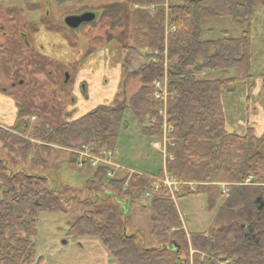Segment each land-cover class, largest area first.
I'll return each instance as SVG.
<instances>
[{
  "label": "trees",
  "instance_id": "obj_1",
  "mask_svg": "<svg viewBox=\"0 0 264 264\" xmlns=\"http://www.w3.org/2000/svg\"><path fill=\"white\" fill-rule=\"evenodd\" d=\"M165 2H130L138 7L132 12L136 26L132 40H128L130 44L120 47V55L125 71L139 64L135 71L127 72V77L138 79L140 86L127 104L97 105L54 127L41 123L32 128L29 119L37 116L29 107L20 105L16 116L25 118L23 131L30 128L28 137L40 144L37 147L29 138L22 139L0 127L1 146L12 155L13 163L29 160L32 166L38 163L31 154L34 148L47 154L53 147L80 150L83 146H92L95 154L113 151L121 128H126L123 113L127 109L136 118L143 136L159 140L163 132L159 114L162 101L154 98V84L166 73L170 97L164 168L161 166L155 174L124 173V176L109 178V168L98 166L91 168V176L84 182L91 190L125 193L126 202L134 203L152 190L154 181L150 178H162L164 172L172 176L180 183L174 194L175 202L164 188L146 198L147 207L152 211L149 235L161 245L141 248L134 234L123 233L121 216L125 212L99 195L100 203L78 217L67 235L72 239H98L117 264H190L189 248L195 252L193 264H264V184L244 185L249 178L254 183L264 180V132L259 136L249 128L242 136L226 132L221 103L222 95L236 85L243 83L248 91L254 86L250 41L252 8L264 7V0H170L167 7L163 6ZM123 11L122 4L116 3L98 12L99 18L110 20L118 28L122 26ZM83 12L87 10L83 8L78 13ZM6 13L19 14L20 10L8 8ZM49 17L50 14L42 16V25L46 31L57 33L46 23ZM204 18H229L246 30L238 38L200 41V23ZM96 20L95 16L92 22L72 31ZM0 32L3 41H10L7 33ZM15 36V46L29 51L28 38L25 42L19 31ZM142 49L156 52L155 57H148L155 62L142 64L146 61L140 52ZM93 53L88 50L86 56ZM40 57L33 60L37 65L40 62L39 69L43 70L50 61ZM165 60H168L167 69L163 65ZM229 68H235L237 76L224 80L205 77L207 73ZM260 83L264 87V75ZM68 168L78 172L90 169L89 166L77 168L72 154H68ZM216 181L225 183V189L213 183ZM193 196H204L208 209H215L213 230L209 234H190L183 227L177 201ZM60 199L56 190L43 185L42 176L6 173L0 160V264L43 263V258L36 257L31 237L40 213L64 212Z\"/></svg>",
  "mask_w": 264,
  "mask_h": 264
},
{
  "label": "rangeland",
  "instance_id": "obj_2",
  "mask_svg": "<svg viewBox=\"0 0 264 264\" xmlns=\"http://www.w3.org/2000/svg\"><path fill=\"white\" fill-rule=\"evenodd\" d=\"M45 1L0 0V26L10 40L3 41L0 32V127L22 139L29 138L30 128L24 132L22 125L25 118L19 119L16 116L20 105L29 107L37 116L29 119L31 128L41 123L54 127L64 120L80 116L97 105H114L116 102L127 104L140 86L138 79L127 77V72L135 71L139 64L132 65L125 71L122 69L120 55V47L130 44L128 40H132L136 26L132 12L138 7L130 4L132 0H70L64 1L61 5H55V0H47L50 3L47 5L51 16L47 18L46 23L57 33L46 31L42 25L40 18L44 13ZM169 1L166 0L163 6L167 7ZM116 3L122 4L124 9V14L120 18L122 26L118 28L111 25L110 20L99 18L98 12ZM13 6H17L20 13L8 15L6 9ZM83 8L87 13L94 14L98 20L93 24L81 26L76 31L66 28L65 15L78 13ZM149 9L154 10L153 7ZM252 16L250 41L251 76L254 87L251 97L254 98L261 118L264 117V95L260 83V78L264 75V7L252 8ZM30 21L33 23L32 27L28 25ZM200 27V41L222 37L238 38L246 30L245 26L235 24L229 18H204ZM17 31L27 36L30 43L29 51L15 46ZM88 50L94 52L89 57L86 56ZM140 52L146 57L142 64L155 62L154 58H148L156 56L153 51L142 49ZM39 55L50 61L48 63L50 65H46L43 70L39 69L40 62L37 65L33 60ZM163 65L167 69L168 60ZM65 75L68 76L66 82ZM206 75L207 79L224 80L237 76V70L229 68ZM164 78L167 99L162 100L160 110L162 112L165 110V114H168L167 100L170 93L166 73ZM163 120L167 122L168 117ZM123 121L126 128H121L116 147L118 169L121 167L139 173H157L162 166L161 156L152 148L151 139L142 135L141 127L129 109L124 111ZM165 128L158 142H162L166 135ZM31 143L37 147L40 144L36 140H32ZM36 150L38 148L31 151L38 161L35 165L32 166L29 160L26 162L17 160L13 163L12 155L2 148L0 143V160L5 165L6 173L20 172L22 175L42 176L43 185L56 190L61 197L64 212L40 213L35 234L31 237L36 248V257L43 258L42 264H82L91 256L89 242L81 238L72 239L67 235V230L78 217L91 211L96 203L97 205L100 203L97 195L100 198L107 197L109 204H117L119 209L125 212L121 216L123 233L134 234L141 248H158L161 245L160 242L153 241L149 235L152 211L147 207L146 198L127 203L125 193L111 190V194H107L106 190L88 189L89 186L84 182L91 176V168L82 172L71 171L68 168V154L75 157L78 150L53 147L49 154ZM113 174L115 177L125 175L118 170ZM248 180L249 183L245 182L244 185L264 184V180L256 183L251 178ZM218 181L213 183L225 189L226 184ZM172 199L175 202V197ZM177 209L187 233L209 234L213 230L215 209H208L204 196L181 198L177 201ZM194 254L195 252L189 248L190 264H193ZM98 263L100 262L96 264Z\"/></svg>",
  "mask_w": 264,
  "mask_h": 264
},
{
  "label": "crops",
  "instance_id": "obj_3",
  "mask_svg": "<svg viewBox=\"0 0 264 264\" xmlns=\"http://www.w3.org/2000/svg\"><path fill=\"white\" fill-rule=\"evenodd\" d=\"M13 7H17V6H13ZM252 91L253 88L248 91L246 85L241 83L236 85L232 91H229L222 95L221 103H222V111L224 115L226 132L233 133L239 136L244 135L246 133L247 128L251 129V131L254 132V134H256L257 136H259L264 132V117L260 118L257 105L254 101V98L251 97ZM262 91H263L262 94L264 95V87H262ZM157 141L159 140L151 139L152 144ZM157 151L161 156V163H162V167L164 168V157L162 155V151L160 150ZM142 173L150 174L148 172H142ZM81 239H86V241L89 242L88 245L90 244L91 246V249H89L90 250L89 254L91 256H89V258H87L84 262H82V264H96L97 262H100L98 264H117V262L110 256V254L107 252V250L104 248V246L101 244V242L98 239H93V238H81ZM81 249L83 250V248Z\"/></svg>",
  "mask_w": 264,
  "mask_h": 264
},
{
  "label": "built area",
  "instance_id": "obj_4",
  "mask_svg": "<svg viewBox=\"0 0 264 264\" xmlns=\"http://www.w3.org/2000/svg\"><path fill=\"white\" fill-rule=\"evenodd\" d=\"M156 54V52H154ZM156 88V94L155 99L159 101H166L167 94H166V84H165V78L162 80L156 81L154 84ZM165 109V108H163ZM160 116L162 119L166 118L165 110L163 112L159 111ZM166 121L163 120V128H165ZM166 130V128H165ZM167 139L166 135L162 138V142H154L153 148L162 151L164 160H165V145H166ZM77 155L76 157V166L77 168L81 169L84 166H89L91 168H96L98 166H106L109 168L107 171V177L111 178L114 177L113 172L115 170L123 171L125 173H135L133 171L121 168L118 169V163L116 162V151H102L99 154L94 153V148L92 146H83L80 150L75 152ZM150 178V177H148ZM154 181V185L152 187V190L147 191L144 193V196L146 198H149L152 196V194L158 192L160 188H164L173 198L174 194L178 191L179 182H177L172 176L168 175L164 172L162 178H150ZM246 182L249 183V180H246Z\"/></svg>",
  "mask_w": 264,
  "mask_h": 264
},
{
  "label": "water",
  "instance_id": "obj_5",
  "mask_svg": "<svg viewBox=\"0 0 264 264\" xmlns=\"http://www.w3.org/2000/svg\"><path fill=\"white\" fill-rule=\"evenodd\" d=\"M94 14L85 13L80 16H69L65 18V25L70 29H77L82 23H89L93 21ZM68 76L65 75V82L67 81Z\"/></svg>",
  "mask_w": 264,
  "mask_h": 264
},
{
  "label": "flooded vegetation",
  "instance_id": "obj_6",
  "mask_svg": "<svg viewBox=\"0 0 264 264\" xmlns=\"http://www.w3.org/2000/svg\"><path fill=\"white\" fill-rule=\"evenodd\" d=\"M27 1V0H26ZM60 0H55V5H61V4H63V3H58ZM64 1H70V0H64ZM46 3H45V7H44V10H43V8H42V10H43V14H42V16L43 15H49V14H51L50 13V10H49V7H48V5L47 4H50L49 3V1H45ZM65 3H67V2H65ZM69 3V2H68ZM33 5H35L34 3H33ZM86 13V12H85ZM84 12L83 13H70V14H67V15H65V17L67 18V17H69V16H80V15H82V14H85ZM41 15V14H40ZM42 16H41V18H42ZM51 16V15H50ZM40 18V19H41ZM94 20V19H93ZM31 22V21H30ZM65 23V22H64ZM83 24V23H82ZM30 26H32V23H30L29 24ZM65 25V24H64ZM66 26V25H65ZM67 27V26H66ZM68 28V27H67ZM70 29V28H69ZM70 30H72V29H70ZM0 31H3V27L2 26H0ZM19 35H21V37H23L24 38V40H25V42H26V39H27V36L25 35V34H23V33H21V32H19ZM27 46H28V44H27ZM48 75H51V73H48Z\"/></svg>",
  "mask_w": 264,
  "mask_h": 264
}]
</instances>
